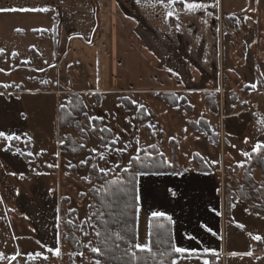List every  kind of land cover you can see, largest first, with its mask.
I'll return each mask as SVG.
<instances>
[{
    "label": "crops",
    "instance_id": "1",
    "mask_svg": "<svg viewBox=\"0 0 264 264\" xmlns=\"http://www.w3.org/2000/svg\"><path fill=\"white\" fill-rule=\"evenodd\" d=\"M195 2L206 7L189 13L179 0L171 8L167 0L163 4L159 0H0V8H47L43 12L0 13V39L5 38L4 43L0 42V69L4 70L0 74H23L16 83L0 82V131L19 137L11 141L0 137V179L82 180L79 170L88 165H81L80 160L82 155L87 158L91 146L89 141L85 144L76 140L82 125H76L79 117L72 125V94L81 95L87 105L88 94L103 97L112 90L128 88L162 94L170 90L178 96L185 95L178 93L195 83L203 93L216 92L219 104L218 93L228 86L224 75L234 74L244 66L237 63V50L231 45L230 32L236 25L250 34L246 48L249 58L242 69L250 71V57L253 62L264 61V46L259 44L264 40V0ZM170 10L174 16L166 18ZM22 36L26 37V45ZM256 43L258 48H251ZM20 45L25 58L20 57ZM169 68L173 72H168ZM253 83L257 85V79L247 88ZM194 96L192 100L197 101ZM199 98L200 113L195 121L219 122L218 133L224 139L228 132L224 118L222 121L209 111L202 94ZM247 102L246 111L238 102L232 101V105L238 114L245 115L255 106ZM67 103L70 110L66 114ZM48 109L52 113L47 126L42 113ZM171 109L174 110L160 102L152 113L160 122H171L176 119L168 112ZM88 114L103 117L98 112ZM104 116V125L108 126ZM210 128L213 129L211 125ZM88 130L85 129V140L91 137ZM92 134L101 135L98 128ZM204 159L211 169L209 160ZM150 175L166 178L151 179L145 184L138 177L139 215L144 204L150 206L148 241L151 212L159 211L171 221L173 244L197 249L196 255L175 257L178 264H203L204 260L209 264H264V215L252 211L251 203L237 194L226 195L224 184L215 177L200 180L178 179V174ZM186 235L196 239L188 240ZM257 235L261 240L252 238ZM204 248L214 251L205 253ZM247 252L252 255H245Z\"/></svg>",
    "mask_w": 264,
    "mask_h": 264
},
{
    "label": "rangeland",
    "instance_id": "2",
    "mask_svg": "<svg viewBox=\"0 0 264 264\" xmlns=\"http://www.w3.org/2000/svg\"><path fill=\"white\" fill-rule=\"evenodd\" d=\"M244 30L243 26L236 25V29L230 32L232 38L231 45L235 51L237 50L238 54L237 63H244L242 68H245V63H247L245 61L249 58L246 56L248 51L246 48L249 45L247 38H249L250 34L248 36V33H244ZM4 40L5 38H2L0 42L4 43ZM24 40L26 41V37L21 40L23 45H26L27 41L24 42ZM259 44L261 47L262 45L264 46V40H259ZM257 45V43L253 44L251 48L256 49L258 48ZM22 49L23 47L20 45V57L25 58L26 56ZM259 63L264 67V61L253 62V58L250 57L249 72H246L242 68H237L234 74L228 73V75H224V80L228 86L223 90L220 89V93H218L219 104L216 92L203 93V90L196 88L198 86L195 83L190 84L186 90L179 91L178 93L185 95L178 96L170 90H164L166 93L162 94L152 91L135 92L134 90L125 88L124 90H112L108 95H103V97L88 94L86 99L89 101L86 105L81 95H76V97L80 98H72V102L76 104L72 105V107H74L75 113H77L76 117H79L77 119L78 124L76 125H82L79 128L89 129V134H91L89 135L91 137L85 140V131L81 132L80 129H77L78 134L76 140H82L81 143L89 141L90 149L99 145L98 137L93 136L88 120L84 117L83 113L85 111L87 113L91 112L92 114L97 112L99 114L102 113L103 119H105L104 115H107V125L114 130L112 135L116 133H120L121 135V143L118 146L123 147L124 143L129 144L128 153L124 156L121 157L115 154L108 155V160L113 168H115L116 163H120L121 166L127 163L129 154H135L133 150L137 146L136 141L139 140L140 148L148 149V145H154L158 153H162L165 160L168 162L174 160L180 170L177 175L178 179L199 177L200 180H213L215 177L216 180H221L222 184H224L222 190L226 195L237 194L239 197V194H241L240 191L243 189L240 187L243 184L241 180L245 166L243 168L237 167V162L248 161V157L242 156L241 153L243 151L250 153L251 147L257 141L264 142V124H257L258 120L264 121V73L261 71L264 69L260 67ZM22 75L20 74L19 76L18 73H14L12 76L0 74V82L16 83L17 79H22ZM182 75V77H185L186 74ZM256 79L258 81L257 87L253 90L247 88L250 86V82ZM201 94L204 96L209 111L217 114L222 121L224 118L226 131H228L224 139L218 133V128L220 127L218 126L219 122L209 121V123L203 119H201L203 121H195L196 114L200 113V108L197 106V103H201L199 98ZM193 95H195L194 97L197 98V101L192 100ZM104 97L106 99L102 100ZM189 99L192 105L188 103ZM132 100H135L137 103L133 105L131 103ZM240 100H249L250 103L254 102V109L245 115L238 114V110L235 111L233 108L232 101L235 104V102H239ZM40 102L39 100L36 103L38 104ZM81 102L82 104H80ZM160 102L174 109L168 111L172 115L175 114L176 119L174 121L160 122L156 120L152 111L159 107ZM174 104L175 106H171ZM85 105L87 106L86 108L84 107ZM193 106L197 110L192 109ZM201 108L205 109V106H201ZM51 113L49 109L42 113L47 120V126L51 121ZM125 117L131 121V124L126 121ZM74 119L75 117L72 119V124L75 123ZM94 123L96 128L100 129L105 126L106 121L102 120L100 122L96 119ZM148 125L154 127H148ZM210 125L213 127L212 130ZM244 130L246 131L244 132ZM104 135L106 139L112 138V135L106 133ZM245 138L248 139L247 144L244 143ZM226 140L229 146H227ZM73 141L74 139H72V145H75V141ZM205 157L209 160L211 169L207 166ZM87 158L90 161L89 165L81 168L79 172L81 178L87 176L91 179V185L84 179H0V253L3 254V258H0V263L90 264L93 258L91 252L85 245L89 241L92 242L93 246H96V243L90 222L88 221L92 210V207H89V205H92V200L88 192L90 187L96 184L97 174L92 171L91 164L97 163V160L92 158L90 152ZM87 158H85V155H82V159ZM197 158L204 162L211 174L201 176L196 174L191 176L187 173V171H199L196 162ZM99 163L101 166H105L103 161ZM64 167L66 168L65 172H67L69 168L68 164L64 165ZM116 172L120 176L121 171L116 169ZM250 173L249 178L254 185L252 190L254 191L260 186L263 176L258 166L254 167ZM118 176L111 175V177ZM153 176L150 174L142 175V181L145 184H149L151 179L166 178ZM173 178L172 176L169 177L170 180H173ZM244 191H247L246 193L248 194L253 193L250 189H245ZM145 193L148 199V186L145 189ZM247 202L251 203L252 206L254 205L253 201ZM149 208L150 206L147 203L146 205L144 204L142 213L139 215L138 231L139 241L141 243L148 241L147 211L149 212ZM85 232L88 233L87 236L84 235ZM57 233H59V236ZM72 233L80 246L79 252L72 250L70 246L68 238L72 236ZM57 247L60 248L59 256L53 254ZM48 249H52V251L50 252ZM37 252L42 255L36 258L28 255L32 253L34 256ZM80 252H83L84 256H79L78 253ZM16 253H20V255L16 256L15 260L11 259ZM45 256L47 259L43 258Z\"/></svg>",
    "mask_w": 264,
    "mask_h": 264
},
{
    "label": "snow or ice",
    "instance_id": "3",
    "mask_svg": "<svg viewBox=\"0 0 264 264\" xmlns=\"http://www.w3.org/2000/svg\"><path fill=\"white\" fill-rule=\"evenodd\" d=\"M137 3L140 2V0H136ZM161 4L164 3V0H159ZM176 2V0H167V7L171 8L172 4ZM179 2L183 3L184 10L189 13H195L199 9H203L206 7V5L202 2H189V0H179ZM24 12V11H47V8H33V9H25V8H0V13H6V12ZM174 12L168 11L167 17H173ZM179 25H177V30H179ZM0 52H3V49H0ZM13 55H16V53H13ZM0 71H4L3 69H0ZM168 72H173L172 69H168ZM175 74V73H173ZM46 83V81L44 82ZM7 87V85H5ZM257 85L255 83L251 84V88L255 89ZM219 91V89H217ZM131 103L135 105L137 102L135 100H132ZM61 107L63 108L64 105L62 104ZM87 107L86 105L84 106ZM143 107V106H141ZM139 111V109H137ZM84 117L88 120L89 126L91 128V131L93 133L96 132V125L94 121L96 119L103 120V117H91L89 114L85 111L83 113ZM126 121L131 124L130 120H127V117H125ZM257 124H264V121L258 120ZM148 127H154L152 125H148ZM81 132H84V128H80ZM187 131V129H185ZM99 132L101 135L98 137L99 145L96 147H93L90 149V153L92 155L93 159L97 160V163L91 164V169L94 173L97 174L96 179L99 182L97 185H92V192L95 196H101V199L98 201L100 204V209L97 210L96 213H94V217H89L88 221L90 222V227L92 229V232L94 233V237L97 241H99L100 246H93L92 242L89 241L88 244L85 245L86 248L92 253L95 254L94 258L91 260L90 264H111L112 259H118L119 257L115 256L114 253H120L122 257H126L127 261L126 264H134L135 261L139 259L137 253H143V252H149L152 253L153 256H155V253L152 252V244L151 241H146L144 243H141L139 241V231H138V220H139V213L141 211V207L139 204L140 197L138 195L134 196V202L135 206L133 209V216L136 221V229L129 234L126 231L118 230L113 231L112 228L108 227L109 223L113 224H120L121 229H126L128 227L127 221H120V220H106V216L115 217L116 213L112 210L113 205L115 202L119 199L121 194H125L123 189H120L118 192H113L109 185L115 183V180L109 179L111 175H117L116 169H119V171L124 172L126 174L130 175V178L127 179V183L133 185V190H135V181L136 178L142 175H148V172L145 170H139L135 169L134 165L138 162H141V153L144 155H148L147 149H142L139 147L140 141H136V147L134 148L135 154H129V159L127 160V163L121 166L120 163H116L115 168H113L110 165V162L108 160V155H119L124 156L126 153H128L129 144L124 143L123 147H119L118 145L121 143V135L120 133H116L115 135H112L113 130L111 127L104 126L99 129ZM105 133L112 135L111 139H106ZM155 134V133H153ZM0 137L6 139V140H13V139H19L18 136L15 134H7L4 131H0ZM199 139V137H197ZM245 144L248 143V139L245 138L244 141ZM81 147H84V145H81ZM148 147H155L154 145H148ZM235 147V145H233ZM261 149H264V142L257 141L252 147L251 152L256 153L260 151ZM107 154V155H106ZM242 156L251 158L250 153L248 151H243ZM31 155V153H30ZM162 155V153H161ZM100 161L104 162L105 166H101L99 163ZM90 161L88 159H81L80 164L81 165H89ZM216 163V162H213ZM246 161H239L237 162V167L243 168L245 166ZM50 167L52 165H49ZM247 175H251V173H247ZM82 179L86 180L90 185L92 184V181L89 177L85 176L82 177ZM261 186L264 187V182L261 183ZM83 195V193H82ZM110 197L111 202L109 200L105 199L104 197ZM93 205H89V207H92ZM129 207V205L125 204V208ZM104 209H107L105 211ZM247 211V210H246ZM165 214L159 211H153L151 212V217H161ZM96 219L99 221V225L102 226V230L100 227H98L96 222H92L93 219ZM59 219V217H57ZM58 227V225H57ZM242 227V226H241ZM208 231H211V229H208ZM59 236V233H57ZM85 236L88 235V233H84ZM188 240H195L196 238L191 235H186L185 237ZM254 240H261L260 236H253ZM59 242V241H57ZM124 244V247L121 248V244ZM48 251H52V249H48ZM172 251L176 254H180V257H183L185 253H188L189 256L196 255L197 249H189L186 247H180L175 244L172 246ZM203 251L205 253L207 252H213L214 250L204 248ZM56 256L60 255V248L57 247L53 253ZM20 255V253H16L15 256L11 257V259L15 260L16 256ZM32 258L40 257L42 254L37 252L33 256L32 253L28 254ZM79 256H84L83 252L78 253ZM161 255H167V253H161ZM245 255L251 256V252L245 253ZM0 258H3V254L0 253ZM44 259H47V257H43ZM163 264V262H161ZM167 264H178V259H170ZM203 264H209L208 260H204Z\"/></svg>",
    "mask_w": 264,
    "mask_h": 264
},
{
    "label": "trees",
    "instance_id": "4",
    "mask_svg": "<svg viewBox=\"0 0 264 264\" xmlns=\"http://www.w3.org/2000/svg\"><path fill=\"white\" fill-rule=\"evenodd\" d=\"M72 98H78L76 97V94H72ZM80 99V98H78ZM77 103V101H75ZM82 104V102L80 103ZM72 105H76L72 102ZM72 119L77 116V113H75L74 107H72ZM171 106H175L171 105ZM70 106L69 103L66 104L65 112L66 114L69 113ZM203 121V120H200ZM73 125V124H72ZM193 125V124H192ZM195 127V125H193ZM210 132V131H209ZM208 132V133H209ZM107 134V133H106ZM97 137L98 134H97ZM148 155H144L141 153V162H138L134 165L135 169L139 170H145L148 172V174H178L180 172L178 165L175 163V161L168 162L165 160L164 156L159 154L157 149L155 147H149L147 149ZM251 158H247L248 161L245 164V169L243 171V177L241 182L242 187H240L242 190L240 191L241 194H239V197L246 201H253L254 205L252 206V211L264 215V187L261 186V183L264 182V149H261L260 151L256 153L250 152ZM197 166L199 169V172H209L208 167L202 162L199 158L196 159ZM258 166L262 172L263 180L260 183V186L254 190V185L250 180L249 175L247 173H250L251 170ZM130 178L129 174H126L124 172H121L120 176L118 177H109L111 180H115L116 182L109 185V188L113 192H118L120 189L124 190L125 194H121L119 199L115 202L113 205V211L116 213L115 217L106 216V220H120V221H127L128 227L126 229H121L120 224H113L109 223L108 227L112 228L113 231H126L129 234H131L136 229V221L133 216V209L135 206V202L133 197L138 195V177L135 181V190H133V185L127 183V179ZM99 182L96 179V184L98 186ZM250 189L253 193H246L244 190ZM89 197L92 200V210L90 217H94V213L97 212L98 209H100V204L98 201L101 199V196H95L92 192V187L89 189ZM105 199L109 200L111 202V198L105 196ZM125 204L129 205V207L125 208ZM140 204V203H139ZM107 211V209H104ZM92 222H96L98 227L101 228L102 226L99 225V221L95 218ZM94 237V233H93ZM70 246L72 250L79 252L80 246L77 243L76 238H74V234L72 233V236L68 238ZM96 246H100L99 241H97L94 237ZM149 241L153 242L152 244V252L155 253V256L152 255V253L149 252H143V253H137L139 259L134 262V264H167V262L170 259H174L175 257L179 256L180 254H176L172 251L173 246V237H172V228H171V221L166 216L161 217H150V224H149ZM124 247V244H121V248ZM161 253H167V255H161ZM95 254L91 253L92 258H94ZM115 256L119 257L118 259H112L111 264H126L127 258L122 257L120 253H114ZM79 258V256H77Z\"/></svg>",
    "mask_w": 264,
    "mask_h": 264
},
{
    "label": "built area",
    "instance_id": "5",
    "mask_svg": "<svg viewBox=\"0 0 264 264\" xmlns=\"http://www.w3.org/2000/svg\"><path fill=\"white\" fill-rule=\"evenodd\" d=\"M238 105H239L240 107H242L244 111H246L247 108H248L247 100H240V101L238 102Z\"/></svg>",
    "mask_w": 264,
    "mask_h": 264
}]
</instances>
